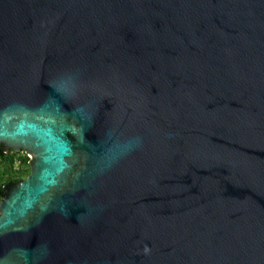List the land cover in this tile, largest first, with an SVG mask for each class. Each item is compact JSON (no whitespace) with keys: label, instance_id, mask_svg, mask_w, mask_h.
<instances>
[{"label":"water","instance_id":"95a60500","mask_svg":"<svg viewBox=\"0 0 264 264\" xmlns=\"http://www.w3.org/2000/svg\"><path fill=\"white\" fill-rule=\"evenodd\" d=\"M0 264H264V0H0Z\"/></svg>","mask_w":264,"mask_h":264},{"label":"trees","instance_id":"16d2710c","mask_svg":"<svg viewBox=\"0 0 264 264\" xmlns=\"http://www.w3.org/2000/svg\"><path fill=\"white\" fill-rule=\"evenodd\" d=\"M29 159L24 152H5L0 146V200L3 197V186L8 182L24 179L29 174Z\"/></svg>","mask_w":264,"mask_h":264},{"label":"rangeland","instance_id":"374dc122","mask_svg":"<svg viewBox=\"0 0 264 264\" xmlns=\"http://www.w3.org/2000/svg\"><path fill=\"white\" fill-rule=\"evenodd\" d=\"M25 154V153H24Z\"/></svg>","mask_w":264,"mask_h":264}]
</instances>
